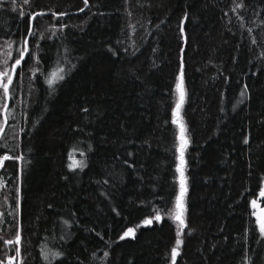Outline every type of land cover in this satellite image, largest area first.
<instances>
[{
    "label": "trees",
    "instance_id": "obj_1",
    "mask_svg": "<svg viewBox=\"0 0 264 264\" xmlns=\"http://www.w3.org/2000/svg\"><path fill=\"white\" fill-rule=\"evenodd\" d=\"M25 37L7 123L0 89V154L11 157L0 264L16 235L20 264H172L181 65L186 227L175 264H264L250 205L264 185V0H17L16 10L0 0L9 67ZM57 67L64 79L50 86ZM70 153L84 167L71 169ZM157 210L160 221L142 223Z\"/></svg>",
    "mask_w": 264,
    "mask_h": 264
},
{
    "label": "snow or ice",
    "instance_id": "obj_2",
    "mask_svg": "<svg viewBox=\"0 0 264 264\" xmlns=\"http://www.w3.org/2000/svg\"><path fill=\"white\" fill-rule=\"evenodd\" d=\"M11 3L13 4V10H16V5H17V0H11ZM23 3L26 5L29 3V0H23ZM84 5L85 8L88 7V0H84ZM237 7H240V5H237ZM84 9H81L83 11ZM21 16L25 15V12L21 11L20 13ZM43 15L42 12L40 13H34L32 15V19H35L36 16ZM53 15H66V13H53ZM35 34V29L32 28L31 26L28 29V35L32 36ZM21 43L23 44V47L18 49V54H19V59L15 60V63L12 64L10 67L8 66V59L11 58V52H8L5 54V58L3 60H0V65H3L2 68H0V89H3V98L5 100V103L2 105L3 110H4V123H7L8 118L12 115L11 111L8 108L7 104V99L9 97V92H10V86L13 83V75L16 71V68L18 65H20L21 61L24 60L25 54L29 52V47H28V40L25 37ZM7 46L11 48L12 42H7ZM64 72V69L57 67L54 71L49 73L46 82L48 85H53L57 81L63 80L64 75L62 74ZM176 92H177V100L175 103V107L173 108V120L172 123L174 125H177L179 128V135L177 137L179 143L177 146V152L179 155L177 156V166H176V172L179 174L178 180H179V192L177 196L175 197V205L174 209H171L168 211L167 215L170 219H172L174 222H177V232H176V241H175V246L171 248V260L172 264H175L176 258L179 255V249L183 243L182 241V234L183 231L186 227V220H185V196L187 192V187H186V177L184 174V168H185V159H184V153L188 145V140L185 136V126L181 122L180 118V110L183 106L184 99H185V93L183 89V65H181V73L180 75L177 76V83H176ZM241 95H244V92L241 93ZM3 131V126L0 125V132ZM11 157L4 156L3 159H10ZM16 159H19L18 157ZM69 159L72 160V163L69 165L71 169H74L76 167H84V162L83 161H76L73 158V155L70 153L69 154ZM2 162V161H0ZM261 198H264V188L261 189L259 193ZM251 206L253 208L252 211V216L256 217V222L259 225V230L261 235H264V208H259L257 211V208L259 207L257 204V200L253 199L251 201ZM162 219L160 215V211L157 210V214L151 218V219H146L142 223L145 225L151 224L153 220L155 221H160ZM67 223V222H65ZM139 227V225L137 226ZM134 229L129 228L127 229L126 232L120 237L121 239H124L128 236L134 235ZM19 239V237L17 238ZM47 253H45V259H47ZM53 258L59 256V253H51ZM107 255V253H105Z\"/></svg>",
    "mask_w": 264,
    "mask_h": 264
},
{
    "label": "built area",
    "instance_id": "obj_3",
    "mask_svg": "<svg viewBox=\"0 0 264 264\" xmlns=\"http://www.w3.org/2000/svg\"><path fill=\"white\" fill-rule=\"evenodd\" d=\"M4 156L10 157L9 154H7V153L0 154V161H2V162H0V168H1L2 163L4 161V159H3ZM5 264H20V253H19L18 247L15 249V251L11 255H9L7 257Z\"/></svg>",
    "mask_w": 264,
    "mask_h": 264
},
{
    "label": "water",
    "instance_id": "obj_4",
    "mask_svg": "<svg viewBox=\"0 0 264 264\" xmlns=\"http://www.w3.org/2000/svg\"><path fill=\"white\" fill-rule=\"evenodd\" d=\"M262 188H264V185L262 186ZM261 188V189H262ZM261 191V190H260ZM260 191H259V193H260ZM259 193H258V195H257V197L255 198V200H257V204H258V208H257V211L259 210V208H264V203H263V201H264V198H261L260 197V195H259ZM250 205H251V203H250ZM251 208H252V206H251ZM253 209V208H252Z\"/></svg>",
    "mask_w": 264,
    "mask_h": 264
},
{
    "label": "rangeland",
    "instance_id": "obj_5",
    "mask_svg": "<svg viewBox=\"0 0 264 264\" xmlns=\"http://www.w3.org/2000/svg\"><path fill=\"white\" fill-rule=\"evenodd\" d=\"M22 47H23V44L20 43L19 49L22 48ZM176 83H177V81L175 82V89H176ZM178 176H179V174H178ZM178 182H179V180H178ZM254 220L256 221V217H254ZM127 229H129V228H127ZM127 229H125V230L122 232L121 235H123L124 232L127 231ZM17 238H18V236L16 235V237H15V249H16L17 247L19 248V240H18Z\"/></svg>",
    "mask_w": 264,
    "mask_h": 264
}]
</instances>
